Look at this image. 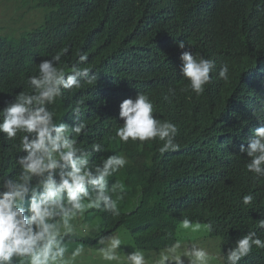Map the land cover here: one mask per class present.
Returning a JSON list of instances; mask_svg holds the SVG:
<instances>
[{"label":"trees","instance_id":"16d2710c","mask_svg":"<svg viewBox=\"0 0 264 264\" xmlns=\"http://www.w3.org/2000/svg\"><path fill=\"white\" fill-rule=\"evenodd\" d=\"M22 7L44 17L18 37L0 35V109L21 91L31 93L28 80L38 75L42 60L67 48L57 67L69 73L86 53L79 66L89 67L96 79L65 90L49 110L57 123L71 124V108L83 99L80 119L87 129L76 138L78 146L90 151L101 142L105 151L90 157L95 163L112 154L128 161L108 178L109 187L124 185L119 215L87 209L86 216L98 218L99 233L74 235L71 244L94 247L101 235L124 227L136 249L162 251L177 243L187 218L212 225L209 237L220 239L226 264L225 253L238 238L256 231L264 239L258 228L264 177L248 172L249 158L240 153L264 123V0H22ZM182 51L216 63L202 95L182 90L188 85L180 72ZM222 64L229 67L227 82L218 77ZM138 92L148 95L157 119L177 126V150L161 154L158 139L141 146L114 138L123 123L120 103ZM20 135L8 140L0 134V176L18 178L21 172ZM249 193L254 201L245 206L241 200ZM239 264H264V249L253 247Z\"/></svg>","mask_w":264,"mask_h":264},{"label":"clouds","instance_id":"9594fccd","mask_svg":"<svg viewBox=\"0 0 264 264\" xmlns=\"http://www.w3.org/2000/svg\"><path fill=\"white\" fill-rule=\"evenodd\" d=\"M180 49L184 41H178ZM62 49L51 59H44L38 65V75L28 80L31 93L21 91L14 100L0 109V134L6 139H15L19 134L18 151L22 152L16 161L21 172L18 178L0 176V264H75L84 248L78 244L69 253V243L75 235L72 221L89 208H98L113 216L119 215L118 203L123 199L124 185L116 182L109 187L108 178L119 172L128 163L123 155L101 156L100 162L90 161L93 153L105 151L101 142H94L90 151L78 146L77 137L86 134L87 122L80 119L83 99L75 101L71 108L73 122L57 123L55 112L49 105L63 96L65 90L80 89L82 81L91 84L96 76L89 67H80L88 60L86 53L79 54L78 61L66 73L57 67ZM180 72L188 85L183 91L202 95L210 83V73L216 71V63L203 56H194L190 51L180 55ZM219 79L229 80V67L222 64L218 71ZM169 93L175 94L169 88ZM165 100L169 96L164 97ZM119 119L123 121L115 131L120 142L129 140L141 142L159 140L161 154L175 151L178 135L177 126L168 120H159L153 115V103L148 95L138 92L133 97L122 100L119 105ZM74 134V135H73ZM247 147L240 146V153H246L248 172L255 177H264V123L252 130L247 138ZM115 195V199L113 196ZM254 196L249 193L241 203L251 205ZM182 229L198 231L200 224L187 218L181 221ZM208 231L212 225H206ZM258 228L264 229V219L258 221ZM121 240L113 235H101L97 240L98 252L105 261H117L121 257ZM225 253L226 264H239L253 250L264 249V239L256 231H249L234 242ZM180 248L177 242L161 253L157 264H209L212 259L204 249L192 246L182 255L176 254ZM124 264H146L145 254L139 249L125 254Z\"/></svg>","mask_w":264,"mask_h":264},{"label":"rangeland","instance_id":"374dc122","mask_svg":"<svg viewBox=\"0 0 264 264\" xmlns=\"http://www.w3.org/2000/svg\"><path fill=\"white\" fill-rule=\"evenodd\" d=\"M32 6V4H31ZM44 12L38 9H28L22 7V0H0V35L7 37H18L24 31H30L42 23ZM75 236L83 238H92L99 233L98 218L96 216L83 214L72 221ZM198 231H191L179 228L178 241L180 248L176 254L182 255L184 251L192 246L204 248L212 257L209 264H222V246L220 239H210L205 225L200 224ZM121 240L120 249L117 250L120 255V264H124L125 254L132 252L135 248L131 237L124 227L112 234ZM78 244L69 243V255ZM81 245V244H80ZM99 245L94 247L84 246V252L77 257L75 264H117V261H105L98 252ZM162 251H143L146 264H157ZM185 264H189L186 257H182Z\"/></svg>","mask_w":264,"mask_h":264}]
</instances>
